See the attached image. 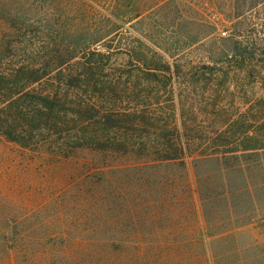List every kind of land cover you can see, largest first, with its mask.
Listing matches in <instances>:
<instances>
[{
  "label": "rangeland",
  "instance_id": "obj_1",
  "mask_svg": "<svg viewBox=\"0 0 264 264\" xmlns=\"http://www.w3.org/2000/svg\"><path fill=\"white\" fill-rule=\"evenodd\" d=\"M78 42L81 56L51 72ZM3 58L10 70L33 62L34 75L50 72L35 92L97 106L99 121L134 125L88 133L151 136L191 123L190 135L226 139L223 164L237 166L193 167L197 195L178 187L174 167H115L84 181L66 166L58 188L71 185L84 197L95 188L99 197L98 242L41 264H264V0H0V69H7ZM88 112L85 119L95 116ZM13 153L0 166L3 224L41 200L39 184L44 195L48 186L29 156ZM7 263L18 264H0Z\"/></svg>",
  "mask_w": 264,
  "mask_h": 264
},
{
  "label": "trees",
  "instance_id": "obj_2",
  "mask_svg": "<svg viewBox=\"0 0 264 264\" xmlns=\"http://www.w3.org/2000/svg\"><path fill=\"white\" fill-rule=\"evenodd\" d=\"M140 16L139 12L133 18ZM85 50L84 42L69 43L65 61L50 71L59 68L61 71ZM2 61L7 69H0V166L5 163L6 154H14L17 149L22 158L29 156L42 183L48 186L46 195L42 184L36 187L37 194L43 195L41 200L27 206L28 210L15 222L0 221V263L41 264L55 257L59 250L97 244L98 231L94 228L101 210L99 197L95 188L89 189L92 193L85 197L82 191L74 193L71 185L58 188L59 176L68 175L63 174L66 166L80 172V179L84 181L85 177L115 167L150 171L174 167L182 172L178 187L193 195L200 191L189 171L193 167L215 161L224 172L237 168L223 164L231 153L226 150V139L200 133L190 135L196 132L191 123H183L177 133L151 136L88 133L89 129L129 131L134 125L116 120L99 121L97 106L82 104L73 98L62 101L57 94L35 92L34 83L41 82L50 72L36 76L33 62L13 64L10 70L5 58ZM88 111L95 112V116L85 119L86 115H94ZM144 125L161 129L156 124ZM164 180L165 185L177 186V181L169 176ZM129 211L133 209L130 207ZM110 242H117L114 235L110 236ZM180 253L175 251L179 257ZM184 261L191 263L187 257Z\"/></svg>",
  "mask_w": 264,
  "mask_h": 264
},
{
  "label": "built area",
  "instance_id": "obj_3",
  "mask_svg": "<svg viewBox=\"0 0 264 264\" xmlns=\"http://www.w3.org/2000/svg\"><path fill=\"white\" fill-rule=\"evenodd\" d=\"M223 34H226V33L224 32ZM94 50L100 51V52H104L105 51V49L102 46H100L99 44L95 46Z\"/></svg>",
  "mask_w": 264,
  "mask_h": 264
}]
</instances>
